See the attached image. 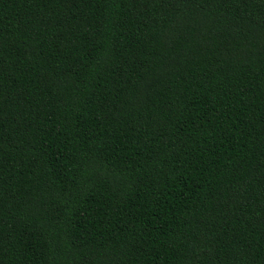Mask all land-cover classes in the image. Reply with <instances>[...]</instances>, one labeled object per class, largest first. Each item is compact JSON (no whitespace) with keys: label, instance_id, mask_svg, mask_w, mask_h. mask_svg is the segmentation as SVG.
<instances>
[{"label":"trees","instance_id":"16d2710c","mask_svg":"<svg viewBox=\"0 0 264 264\" xmlns=\"http://www.w3.org/2000/svg\"><path fill=\"white\" fill-rule=\"evenodd\" d=\"M0 264H264V0H0Z\"/></svg>","mask_w":264,"mask_h":264}]
</instances>
